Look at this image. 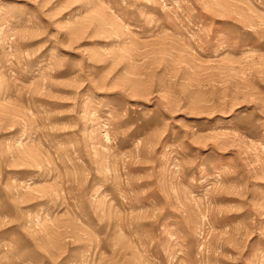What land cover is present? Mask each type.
Returning a JSON list of instances; mask_svg holds the SVG:
<instances>
[{"label": "rangeland", "instance_id": "1", "mask_svg": "<svg viewBox=\"0 0 264 264\" xmlns=\"http://www.w3.org/2000/svg\"><path fill=\"white\" fill-rule=\"evenodd\" d=\"M0 264H264V0H0Z\"/></svg>", "mask_w": 264, "mask_h": 264}]
</instances>
